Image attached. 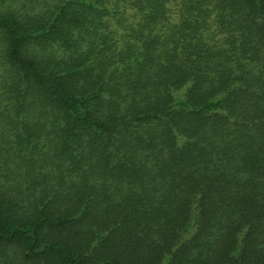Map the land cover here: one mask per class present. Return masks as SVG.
<instances>
[{"label":"trees","instance_id":"obj_1","mask_svg":"<svg viewBox=\"0 0 264 264\" xmlns=\"http://www.w3.org/2000/svg\"><path fill=\"white\" fill-rule=\"evenodd\" d=\"M0 264H264V0H0Z\"/></svg>","mask_w":264,"mask_h":264}]
</instances>
